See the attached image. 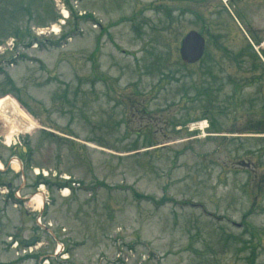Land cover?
Listing matches in <instances>:
<instances>
[{
	"label": "rangeland",
	"instance_id": "1",
	"mask_svg": "<svg viewBox=\"0 0 264 264\" xmlns=\"http://www.w3.org/2000/svg\"><path fill=\"white\" fill-rule=\"evenodd\" d=\"M259 1L0 0V264H264Z\"/></svg>",
	"mask_w": 264,
	"mask_h": 264
},
{
	"label": "bare ground",
	"instance_id": "2",
	"mask_svg": "<svg viewBox=\"0 0 264 264\" xmlns=\"http://www.w3.org/2000/svg\"><path fill=\"white\" fill-rule=\"evenodd\" d=\"M63 13L65 18L69 17V14L66 11H64ZM61 22L64 23V20H62ZM52 31L60 32L61 30L58 25H53ZM0 117L3 119L4 123L13 124V122L16 119H18L19 121H21V123L26 124V127H23L22 131L15 130L14 132H10L12 135L17 134L19 132L28 131L34 128V123H31L32 121L30 122L28 120L29 118L24 114V112L21 109H19L16 101L11 97H5L0 99ZM0 168L2 169L1 162H0ZM34 201L38 208H40L43 205L42 198L39 195H37L34 198ZM59 250H62L61 246L58 248L57 251Z\"/></svg>",
	"mask_w": 264,
	"mask_h": 264
},
{
	"label": "water",
	"instance_id": "3",
	"mask_svg": "<svg viewBox=\"0 0 264 264\" xmlns=\"http://www.w3.org/2000/svg\"><path fill=\"white\" fill-rule=\"evenodd\" d=\"M206 44L204 37L197 31H190L182 40L180 55L182 61L186 64H195L199 62L205 52ZM35 238L25 241V244L34 243Z\"/></svg>",
	"mask_w": 264,
	"mask_h": 264
},
{
	"label": "flooded vegetation",
	"instance_id": "4",
	"mask_svg": "<svg viewBox=\"0 0 264 264\" xmlns=\"http://www.w3.org/2000/svg\"><path fill=\"white\" fill-rule=\"evenodd\" d=\"M259 2H262V0H260ZM240 31H242V29H240ZM251 33H252L251 37H247L245 35L246 36V38H245L246 39V46L244 47V51H246L245 48H251V49L254 48V49H256V54L257 55L255 54L256 56L254 57L255 59H253V60H257V63H259V64L260 63H264V34L261 33L260 29H256L255 31L251 30ZM201 34L204 37L205 44H206L205 52H204V55H203V58H204V56L208 54L207 47H208L209 43H208V38L204 34V32H202ZM255 44H257L258 47H256ZM217 47L219 48L218 44H217ZM248 54H249V52H248ZM255 67H256V69L258 68V66H255ZM259 69L261 70L260 72L264 75V65H260Z\"/></svg>",
	"mask_w": 264,
	"mask_h": 264
},
{
	"label": "trees",
	"instance_id": "5",
	"mask_svg": "<svg viewBox=\"0 0 264 264\" xmlns=\"http://www.w3.org/2000/svg\"><path fill=\"white\" fill-rule=\"evenodd\" d=\"M48 184V183H47ZM68 184V183H67Z\"/></svg>",
	"mask_w": 264,
	"mask_h": 264
}]
</instances>
